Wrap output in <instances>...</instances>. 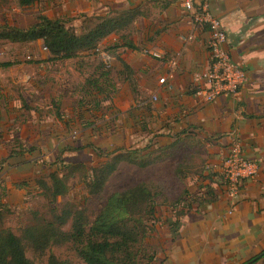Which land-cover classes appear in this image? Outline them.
I'll list each match as a JSON object with an SVG mask.
<instances>
[{
	"label": "crops",
	"instance_id": "crops-1",
	"mask_svg": "<svg viewBox=\"0 0 264 264\" xmlns=\"http://www.w3.org/2000/svg\"><path fill=\"white\" fill-rule=\"evenodd\" d=\"M39 5L44 6V11H33L35 15L70 20L69 26L77 30L84 15L136 9L139 17L130 28L128 40L137 48L108 52L112 57L111 83L115 84L117 92L105 103L109 108L95 118L87 111L89 106L77 104L79 96L73 93L74 76L77 72L84 75L90 72L91 65L100 63L105 52L84 55L76 60L51 62L48 61L49 53L43 49L41 41H37L26 45L30 51L37 50L34 60L8 61L13 65L0 69V74L29 65L37 70L20 81L17 77L10 78L0 86V94L4 95L0 97V131H4V126L7 127L17 116H23L22 120L25 118L26 121L21 125L20 139L40 153L39 157L11 158L2 162L8 157L10 147L0 142V201L10 207L31 194L38 195L34 190H26V185L32 189L35 178L51 172L53 168L49 164L63 149L80 148L62 154L61 158L68 164L76 163L75 154L85 152L88 156H95L90 146L101 151L147 147L154 151L161 148L167 155L176 157L183 152V144L193 143L207 152L204 174H220V161L227 154L232 140L237 139L243 155L255 163L256 170L255 175L245 182L232 214L226 213L229 201L223 193L217 201L193 209L171 233L163 223L169 213L161 208L159 216L162 221L153 238L158 247L153 264H243L262 253L264 0H194L198 12L206 10L221 21L230 59L239 64L246 75V82L238 95L219 97L208 104L195 97L191 88L194 75L208 67L206 41L209 33L206 25L195 23L187 15L182 0H40ZM189 36L192 39L186 41ZM120 41L118 35H111L101 43L100 49ZM151 52L162 58H153ZM171 61L176 64L174 67ZM122 64L131 73L136 95L122 74ZM31 75H36V79ZM160 79L164 80L162 84L158 82ZM20 96L36 111H19ZM152 96H156L157 101H152ZM10 97H13L11 101ZM5 98L9 104L5 108L7 112L2 108ZM10 105L17 112L9 109L12 108ZM177 162L172 163L171 176L181 184L187 182V187L184 186L180 193L184 189L195 192L202 180L195 175L179 180L174 173ZM162 164L165 161L150 168ZM220 189L224 190L222 185ZM253 264H264V258Z\"/></svg>",
	"mask_w": 264,
	"mask_h": 264
},
{
	"label": "trees",
	"instance_id": "trees-1",
	"mask_svg": "<svg viewBox=\"0 0 264 264\" xmlns=\"http://www.w3.org/2000/svg\"><path fill=\"white\" fill-rule=\"evenodd\" d=\"M16 2L19 8L27 9L39 0ZM138 17L139 12L136 9L103 15H84L77 30L69 26L70 20H54L38 15L29 25L0 24V43L28 45L41 41L43 49L50 55L48 61L51 62L76 60L84 55L105 52L109 57L108 62L102 60L91 65L92 70L86 75L77 72L74 76L73 93L79 96V99L76 98L77 104L81 107L89 106L87 111L93 113L95 118L100 116L99 112L102 115V112L109 108L105 103L117 92L115 84L111 83L112 57L108 52L119 48H137L128 37L130 28ZM111 35H118L120 43L101 50V43ZM145 54L148 55V51H145ZM114 58L118 60V57ZM12 65V62H1L0 69ZM123 68L122 74L126 76L132 93L136 95L131 73L127 66L124 65ZM3 96L0 94V97ZM19 102V111H36L21 96ZM8 106L5 98L2 108L6 112L5 108ZM9 109L17 112L13 106ZM22 118L23 116H17L7 127L4 126V131H0V142L10 147L8 157L2 162L11 158L40 156L37 148L22 143L20 139L21 125L26 121ZM90 148L97 157L98 164L91 167L84 163L67 164L62 160V154L66 150L78 151L80 148L63 149L55 161L49 164L53 168L51 172L35 178L32 189L26 185V190L38 192L45 203L47 214L31 212L28 224L20 228L18 234L8 227H3L1 221L5 205L0 201V264H37L34 259L27 257V252L36 258L47 257L46 264H71L70 261L60 260L51 253L53 247L66 245L70 246L83 264H153L158 252L153 238L162 221L159 216L161 208L169 213L163 220L164 225L174 233L181 220L193 209L217 201L224 193V190L220 189V186L224 185L220 174H204L207 170L205 164L195 169L194 166H186L188 161L185 163L181 159L185 164L179 163L176 166L175 176L181 181L192 175L197 176L202 182L198 184L195 192L184 189L176 199L170 200L165 194L164 185L158 180L150 179L125 190L110 193L104 199L103 207L91 219L84 209L70 202H58L59 198L68 194L70 178L80 174L89 196H100L108 180L121 164L147 169L165 161L166 153L165 149L151 151L148 147L135 150L117 148L113 151H101L93 146ZM247 180L249 179L242 180L239 195ZM263 258L264 255L260 253L252 259L258 262Z\"/></svg>",
	"mask_w": 264,
	"mask_h": 264
},
{
	"label": "rangeland",
	"instance_id": "rangeland-1",
	"mask_svg": "<svg viewBox=\"0 0 264 264\" xmlns=\"http://www.w3.org/2000/svg\"><path fill=\"white\" fill-rule=\"evenodd\" d=\"M43 1V0H42ZM40 2V0H39ZM39 2L37 5H33L27 9H22L17 6L16 0H0V24H17L18 26H24L33 22L35 16L33 11H44L43 7L40 6ZM26 45L20 44H10V43H0V61H25L29 62L34 60L36 57L35 49L30 51ZM34 52V53H32ZM19 54L21 58L18 59ZM27 54L29 57H27ZM20 57V56H19ZM22 59V60H21ZM37 71L35 67L29 65L27 68H18L12 71H5L0 74V86L6 84L7 80L18 78V81L22 80L24 76L29 74H35ZM36 79V75H31ZM34 81V80H33ZM33 88V87H31ZM31 93V92H30ZM31 95H34L31 93ZM183 152L176 157L175 155H165V164H162L156 168L139 169L134 166H129L127 164H121L118 170L110 177L102 194L99 196H89L87 190L85 189L83 179L80 174H77L74 178L69 179V191L64 197L58 199V202H70L75 206L82 208L86 211L87 215L91 219L99 212V210L104 205V199L112 192L125 190L133 185L141 182L148 181L150 179H158L165 189V194L170 200H174L178 197L181 189L185 186L187 187V182L184 184L179 183L171 176V171L173 168L172 163H180L179 165H184L186 161V166H192L194 164L195 169L200 168L203 163L206 162L208 158L207 152L198 144H183L181 146ZM76 155V163H84L88 167L98 164L95 156L91 157L88 154L81 153ZM74 157V156H73ZM185 161V163L181 162ZM63 160V159H62ZM65 161V160H63ZM80 161V162H78ZM67 163V162H65ZM71 164V163H68ZM53 170V169H52ZM48 171V170H47ZM44 173L42 175L48 174ZM45 203L39 195L31 194L22 200L21 203L17 205H11L8 207L5 205L3 214V220L1 221L3 227H8L13 230L15 234H18V230L28 224L30 219V213L33 211H39L42 214H47L46 208H44ZM68 229V226L66 227ZM51 253L54 254L60 260H68L71 264H83L73 253L69 245L62 247H53ZM27 257L34 259L37 264H46L47 257L36 258L30 252H27Z\"/></svg>",
	"mask_w": 264,
	"mask_h": 264
},
{
	"label": "built area",
	"instance_id": "built-area-1",
	"mask_svg": "<svg viewBox=\"0 0 264 264\" xmlns=\"http://www.w3.org/2000/svg\"><path fill=\"white\" fill-rule=\"evenodd\" d=\"M184 11L194 22L206 25L209 37L206 47L209 51L208 67L202 72L194 75L192 94L203 103H211L219 97H233L238 95L241 87L246 82L245 71L242 67L234 63L225 48L226 35L221 21L212 17L202 10L198 12L194 7V0H182ZM192 36L185 40L190 41ZM150 55L160 60V54L151 52ZM103 61L108 62L109 57L104 55ZM171 61V66H175ZM159 84L164 82L160 79ZM152 101H157L156 96L151 97ZM255 163L245 158L241 151L240 143L233 139L229 150L220 161L219 173L224 182V194L229 201L227 215H231L239 198V187L243 179H250L255 175Z\"/></svg>",
	"mask_w": 264,
	"mask_h": 264
},
{
	"label": "water",
	"instance_id": "water-1",
	"mask_svg": "<svg viewBox=\"0 0 264 264\" xmlns=\"http://www.w3.org/2000/svg\"><path fill=\"white\" fill-rule=\"evenodd\" d=\"M261 254L264 255V251H263ZM255 259H256V258H255ZM255 259H251V260H249V261H247V262H245V263H243V264H252V263L255 261Z\"/></svg>",
	"mask_w": 264,
	"mask_h": 264
}]
</instances>
